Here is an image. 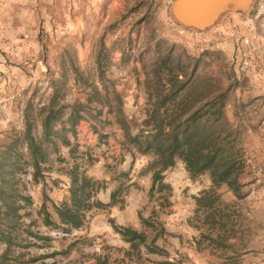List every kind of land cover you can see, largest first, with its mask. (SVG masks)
<instances>
[{
    "label": "rangeland",
    "instance_id": "obj_1",
    "mask_svg": "<svg viewBox=\"0 0 264 264\" xmlns=\"http://www.w3.org/2000/svg\"><path fill=\"white\" fill-rule=\"evenodd\" d=\"M173 1L35 0L30 8L39 18L28 22L38 27H28L25 49H0L10 68L0 69V160L9 151L24 165L15 176L4 173L12 184L6 189L21 197L14 203L19 218L6 214L0 198V264H264V0L246 17L229 19L216 38L177 23ZM166 53L174 71L197 81V93H230L227 114L242 129L239 196L222 184L211 209L196 200L212 188L208 173L191 176L178 161L164 172L169 187L152 189L155 156L134 157L122 146L114 93L137 131ZM94 87L109 95L113 112L89 100ZM54 100L59 120L45 137L43 108ZM75 105L84 116L73 123ZM28 125L47 150L37 175ZM76 163L98 184L84 224L70 228L56 206L71 202ZM124 227L145 241H128Z\"/></svg>",
    "mask_w": 264,
    "mask_h": 264
},
{
    "label": "trees",
    "instance_id": "obj_2",
    "mask_svg": "<svg viewBox=\"0 0 264 264\" xmlns=\"http://www.w3.org/2000/svg\"><path fill=\"white\" fill-rule=\"evenodd\" d=\"M158 61H161L160 64L168 72L163 70L156 75L155 93L150 91L151 81H146L145 86L150 92L147 93L144 117L137 131H133L123 109L122 95L114 93L118 103L116 119L123 130V148L131 152L134 157L136 153L155 156L149 164L153 171L152 189L157 183L160 189L169 187L164 183V172L175 166L178 161H182L191 176L205 173L210 175L212 188L205 190L196 198L198 207L213 208L214 204L220 201V194L217 193L216 188L222 184H227L239 196L242 187L240 176L246 167L245 148L242 129L235 126L227 114L230 93H197V81H192L187 71L183 69L174 71L170 54L162 55ZM94 90L96 93H92L89 100H96L107 106L109 112H113L112 99L109 95L99 93L97 87H94ZM43 110L46 111L42 122L43 133L48 137L59 120L55 100ZM83 116L81 108L75 105L70 113V121L76 123L77 119ZM24 138L35 169L34 175H37L41 163L46 161L47 150L33 135L30 125L26 128ZM8 153L9 151L3 154L0 160L2 177L0 198L6 206V214L19 218V207L14 206V203L21 194L15 189L11 191L6 189L5 185L12 188V184L6 180L4 173L10 170L12 176H15L16 173L24 171V165L17 157L9 158ZM11 163L13 165L9 166ZM70 175L71 202L56 206V211L63 225L79 228L84 224L86 213L92 206L91 200L96 193L98 182L85 171H81L79 163L74 165ZM23 198L30 200L29 197L23 196ZM44 210L46 223L52 224L49 212L45 208ZM214 215L213 211L210 212L208 219L214 220ZM122 232L128 241H134L136 238L145 241L142 233L130 227L122 228ZM227 238L228 236L224 239ZM6 242L11 244V238L6 239Z\"/></svg>",
    "mask_w": 264,
    "mask_h": 264
},
{
    "label": "crops",
    "instance_id": "obj_3",
    "mask_svg": "<svg viewBox=\"0 0 264 264\" xmlns=\"http://www.w3.org/2000/svg\"><path fill=\"white\" fill-rule=\"evenodd\" d=\"M35 0H0V49L1 50H24L25 49V36L28 32V27L37 28L38 24L28 22V19H38V12L36 13L34 9L30 8L33 6ZM254 1L252 2L251 9L253 7ZM28 3L30 6L28 9ZM210 6V7H209ZM206 8V13L202 16L211 17V24H207L206 28H187L189 30L199 32L202 34H209L211 38H216L222 32L221 29L224 28L229 19L244 18L245 15L237 14L236 12H222L221 14H214V10L218 7L210 3ZM211 9V10H209ZM219 10V9H218ZM213 11V13H212ZM40 14V13H39ZM42 16H45L42 13ZM186 28V27H185ZM0 59V69L10 70L8 65H6ZM225 187V186H224ZM228 190V188H224ZM229 192V190H228Z\"/></svg>",
    "mask_w": 264,
    "mask_h": 264
},
{
    "label": "water",
    "instance_id": "obj_4",
    "mask_svg": "<svg viewBox=\"0 0 264 264\" xmlns=\"http://www.w3.org/2000/svg\"><path fill=\"white\" fill-rule=\"evenodd\" d=\"M252 2L253 0H174L170 13L181 26L202 29L212 22L211 17L202 16L210 3L215 4L219 9L214 10L215 15L229 11L247 16L251 11Z\"/></svg>",
    "mask_w": 264,
    "mask_h": 264
}]
</instances>
